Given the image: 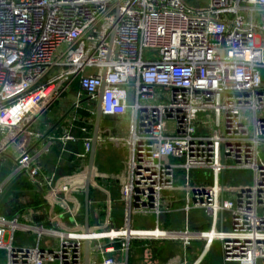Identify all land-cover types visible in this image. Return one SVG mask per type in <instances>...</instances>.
I'll return each instance as SVG.
<instances>
[{"label": "built area", "instance_id": "2783aa9c", "mask_svg": "<svg viewBox=\"0 0 264 264\" xmlns=\"http://www.w3.org/2000/svg\"><path fill=\"white\" fill-rule=\"evenodd\" d=\"M263 77L264 0H210L203 10L182 0H0V156L22 134L41 139L32 124L74 82L72 121L85 135L48 137L82 146L74 155L79 174L67 182L43 170L39 153L11 158L10 179L25 174L48 216L35 222L0 212V264H85V242L87 264H128L133 241L184 251L203 244L193 260L148 255L150 264H200L215 243L225 263L264 264ZM103 85L102 119H127V132L108 129L105 141L120 153L121 167L109 175L93 168L91 182L119 183L122 222L85 231L80 203L70 197L84 189ZM228 171H249L251 182L226 190ZM191 211L203 213L206 230L191 229ZM175 213L182 226L163 227L165 217L176 223ZM144 215L154 217L153 226L135 228L133 217ZM19 232L33 244L17 245Z\"/></svg>", "mask_w": 264, "mask_h": 264}, {"label": "crops", "instance_id": "0c3cea01", "mask_svg": "<svg viewBox=\"0 0 264 264\" xmlns=\"http://www.w3.org/2000/svg\"><path fill=\"white\" fill-rule=\"evenodd\" d=\"M75 84L76 82H74L68 88V90H66L65 93L32 124L31 132L34 131L38 133L39 135H41L42 138L36 139L30 134H23L15 141V144L13 146H11L5 153L1 155L2 158L5 155H12L9 156L12 158L16 156V154H18L20 150L29 151L32 154L39 153L40 156H37L38 164L43 168L44 171L48 173L55 171L57 180L59 182H67L71 177H73L74 175L76 176V174H79V160H77L74 155L82 151V146L79 145V143H64L63 141L58 139H55L54 141L48 139V137H61L64 133H66V131H70V135L77 139H79V137H85V135L79 131V122L73 123L72 121V117L75 114V111L72 109V106L76 101L77 94L79 93V88L77 86L76 88ZM70 109L72 110L68 114V116L63 121L58 123L60 119L65 115V113H67ZM76 114L79 118V113L77 112ZM126 120L127 119L121 122H117L118 119L105 118L101 121L100 127L102 131L100 136L104 140L102 142L98 141L95 151L94 162L95 171L100 175H109V173H116L112 172L114 170H111L109 166L113 163V158L117 154V151L113 149L105 140L108 137V129H113L115 131L114 133L123 132V134H126ZM48 132H50V134L46 138H44V135H46ZM79 132L81 135H79ZM21 139L23 140L22 142ZM46 148L48 149V151L42 153L43 150ZM11 150L13 153L9 154V151ZM100 159L108 160L107 166L109 172L100 170L101 167H99L97 163L99 162L100 164ZM11 170L12 166L9 172H5L4 174L0 172V186L5 187V192L11 187L12 184L17 182V180L14 181V179H10ZM102 181H105L104 178L95 176L90 185L88 228H116L119 227L122 222V207L119 202V183L114 182L111 185H104ZM91 192L93 193L92 195ZM13 193L14 197L8 198L7 202H1L4 195L0 197V209L3 207L9 208L11 207V205H13L14 207L12 209V213H4L5 215L13 216L18 213H26L28 214L29 219L35 222L44 221L47 218V209L43 207L39 194L34 193V191L28 186L26 179H24V181L20 184L19 188ZM70 198L76 201L77 203H80L81 211L80 213H78L77 220L78 223H80L84 227L83 194L79 193V191H74ZM113 205H119L118 207H120L121 213L119 212L115 214ZM55 210L58 212L59 208H55ZM175 214L179 215L178 218H175L176 223L173 224L170 219H166L165 217V219L162 220L163 227H165L166 225L167 228L169 227L177 229L182 226V213ZM140 219L142 220L141 223L139 222ZM153 221L154 217L151 215L133 217V225L135 228H151L153 226ZM200 222L205 224L203 220V215L202 220L200 219L199 215L196 219L190 221V227H192L191 224H199ZM61 223L66 225L68 221L67 219H62ZM195 229L196 228H194L193 230ZM199 243L200 242H191L190 245L184 251L180 244L171 242L133 241L130 245V250L128 254V264H150L148 255L152 256L155 262H158L159 260L162 261L166 259L168 255L173 254L178 255L179 257H184L188 260H193L198 257L201 252L199 249H197ZM204 255L205 253L202 255L201 263L204 259ZM117 258L118 256H115V259Z\"/></svg>", "mask_w": 264, "mask_h": 264}, {"label": "rangeland", "instance_id": "374dc122", "mask_svg": "<svg viewBox=\"0 0 264 264\" xmlns=\"http://www.w3.org/2000/svg\"><path fill=\"white\" fill-rule=\"evenodd\" d=\"M186 6H188L189 8L193 9V10H203L206 9L209 5V1L210 0H182ZM65 51V47L62 46L59 49V53ZM58 53V52H57ZM251 128V127H250ZM80 133V132H79ZM23 135V134H22ZM25 137V136H24ZM23 139V137H22ZM21 139V142L23 141ZM12 150L9 151V154H12ZM117 154L115 155V157L113 158V163L109 166L111 168V170H114L112 172H117L118 169L121 167V163H120V153L117 151ZM12 156V155H9ZM9 156H0V172H2L3 174L6 172H9L12 166V161H11V157ZM2 158V159H1ZM262 158L264 159V151L262 154ZM99 167H101L100 170L105 171V172H109L107 163L108 160L107 159H100V164L99 162H97ZM95 173H97L95 171ZM251 175L252 173L249 171H228L227 174L225 175V189H227L228 185H232V186H242L244 184H249L251 182ZM25 177H21L19 178V180H17L16 183L12 184L11 187L9 189H7V191L5 192L3 199L1 200V202H7L8 198L10 197H14V191H16L20 184L24 181ZM102 183L104 185H107V183L105 181H102ZM93 193L91 192V195ZM168 193H165V195H167ZM176 195V194H175ZM180 197V196H179ZM16 202V201H15ZM101 204V202H100ZM11 205V204H9ZM114 206V212L115 214L120 212V207H118L117 205H113ZM182 206V203L176 204L174 206V208H179ZM13 205H11V207L7 208V207H3L0 209V212L2 214H10L13 212ZM121 213V212H120ZM19 214V213H18ZM202 212L199 211H191L190 215L188 217L189 221H193L194 219L197 218V216L200 215V219L202 220ZM173 214L172 216L174 217V220H176L175 218H178L179 215ZM166 219H169L168 217H166ZM224 230H228L230 229V221L227 218V216H224ZM167 221V220H166ZM208 221V220H207ZM139 222L141 223L142 220L140 219ZM175 224V223H173ZM190 225V223H189ZM192 227L191 229L196 228L197 230H206L209 227V224H204L202 222H200L199 224H191ZM172 226V225H171ZM165 227L167 228V226L165 225ZM169 228V227H168ZM202 228V229H201ZM195 229V230H196ZM17 240L19 242H16L17 245H22L24 243V241H29L30 243L32 242L33 244V236L30 233H26V232H19L16 236ZM29 239V240H28ZM203 244H201V242L199 243V245L197 246V249H199L201 252L203 250ZM199 251V252H200ZM200 252V253H201ZM1 256V253H0ZM1 260V259H0ZM201 264H228L223 262L222 260V256H221V250H220V244L219 243H215L210 249H208L204 255V259L202 261Z\"/></svg>", "mask_w": 264, "mask_h": 264}, {"label": "water", "instance_id": "95a60500", "mask_svg": "<svg viewBox=\"0 0 264 264\" xmlns=\"http://www.w3.org/2000/svg\"><path fill=\"white\" fill-rule=\"evenodd\" d=\"M118 20V12L115 13V21L114 24H116ZM114 33L112 32L110 39H109V51H111L112 47V40H113ZM104 85L100 89L99 98L97 102L95 117L93 120V125L91 129V137H90V151L87 159V165H86V172H85V183H84V189L82 191L83 194V205H84V229L87 231L88 228V209H89V193H90V184H91V176L94 168V162H95V151L98 144V138L100 134V125L102 121L101 117V102H102V93H103ZM86 99H83L82 102H85ZM73 109V107H72ZM70 109L65 115L60 119L58 123L63 121L68 114L71 112ZM51 132V131H50ZM50 132H48L46 135H44V138H46ZM25 174L18 175L14 181L18 180L19 178L23 177ZM27 221H30L29 216L27 215ZM88 242H85L84 244V252H85V264L88 262Z\"/></svg>", "mask_w": 264, "mask_h": 264}, {"label": "trees", "instance_id": "16d2710c", "mask_svg": "<svg viewBox=\"0 0 264 264\" xmlns=\"http://www.w3.org/2000/svg\"><path fill=\"white\" fill-rule=\"evenodd\" d=\"M184 4H185V3H184ZM185 5H186V4H185ZM263 79H264V77H263ZM76 86L78 87L77 83L75 84V87H76ZM77 87H76V88H77ZM78 113H79L82 117H86V116H87V113L84 112V111H80V112L78 111ZM78 126H79V125H78ZM79 135H81V134L79 133ZM226 174H227V173L224 174V183L226 182V180H225V179H226V178H225V175H226ZM211 247H212V246H211ZM211 247H210V248H211Z\"/></svg>", "mask_w": 264, "mask_h": 264}, {"label": "bare ground", "instance_id": "6f19581e", "mask_svg": "<svg viewBox=\"0 0 264 264\" xmlns=\"http://www.w3.org/2000/svg\"><path fill=\"white\" fill-rule=\"evenodd\" d=\"M204 253H206V251H205ZM204 253H203V254H204Z\"/></svg>", "mask_w": 264, "mask_h": 264}]
</instances>
